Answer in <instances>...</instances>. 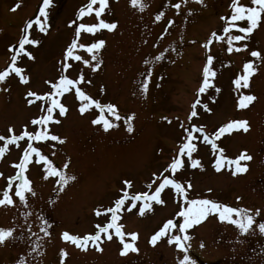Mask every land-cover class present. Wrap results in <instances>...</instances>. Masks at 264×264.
<instances>
[{
	"label": "rangeland",
	"instance_id": "374dc122",
	"mask_svg": "<svg viewBox=\"0 0 264 264\" xmlns=\"http://www.w3.org/2000/svg\"><path fill=\"white\" fill-rule=\"evenodd\" d=\"M143 2L147 7L141 12L131 5L130 0H109L101 18L118 22V27L112 31L100 30L95 35H81L82 43L99 39L106 41L100 50L101 68L92 72L76 62L70 73L76 77L83 71L86 79L91 80V84L82 85L85 91L101 103L116 104L121 116L135 113L134 131L127 132L123 121L117 122L107 113L105 115L119 127L104 132L100 126H94L91 121L100 114L99 110L93 108L81 115L78 110L80 101L74 90L60 97L69 109L66 116L60 117L61 123L30 126V131L48 128L53 134L66 138L63 144L54 141L32 143L58 168H63L70 158L66 172L76 179L70 181L62 192L58 191L57 178L45 180L44 169L35 163L36 157L33 156V163L25 173L36 192L35 197H28L29 207L25 209L15 197L16 206H0V227L15 225L18 231L15 239L0 245V264H19L25 260L30 264H61L62 259L64 264H178L183 253L174 244L170 245L166 237L155 246L149 242L168 219L183 221L182 217L175 215L182 201L170 187L161 194L165 203L152 202V209L146 210L143 216L137 209L131 212L122 210L117 214V223L123 225L122 231L138 233L135 244L139 254L121 255L122 244L115 235L111 241H104L103 251H97L91 243L86 251L81 250L65 241L63 232L79 236L93 234L95 225L110 222L111 214L104 213V209L113 207L114 201L123 194L124 180L133 182V188L128 190L130 195L147 191L146 185L151 182L152 174L159 175L177 155L184 137L180 125L189 126L187 117L197 98L202 104L207 103L211 112L203 110L202 105L197 106L198 117L191 123L204 126L210 137L229 121L246 120L249 123L247 132L234 130L216 142L225 149L229 158H235L246 150L253 159L242 162L249 166L244 174L233 176L229 170L217 172L213 162L218 153H214L201 136L193 141L197 144L193 158L200 159L203 168H192L185 158L184 167L178 169L175 178L185 186L191 182L190 198L209 197L228 206L246 207L253 211L258 208L261 215L255 217L253 230L244 234L230 222H220L218 214H210L205 221L187 231L192 236L189 255L197 264H264V234L258 231V223L264 222V63L257 62L258 71L250 78V87L241 90L257 97L246 109H238L239 94L233 84L236 75L240 74L237 67L248 60H255L250 56L252 50L264 54V21L247 40L234 42L237 47L247 43V50L228 54L227 37L224 41L213 40L211 51L202 45L213 31L223 35L225 21L221 17L231 15V0H204L206 6L197 0H188L187 4L181 3L179 13L172 5L181 0ZM240 2L252 6L250 0ZM17 3L20 7L12 11ZM86 3L88 0H54L47 34L38 30L31 32L32 37L41 41L39 46H30L35 60L23 56L18 61V66L24 67V74L30 77V83L25 86L19 83L18 78H10L6 85L10 91H0V135H7L10 126L18 134L24 125L30 124L31 118L39 114L36 105L28 106L25 93L30 88L43 94L49 90L45 82L58 78V61L74 38V28L69 27V22L76 19L79 9ZM41 4L42 0H0V70L10 63L12 53L9 46L18 45L23 26L38 15ZM160 12L164 17L156 22L155 16ZM168 20L175 23L168 27ZM80 22L91 24L98 21L93 13ZM237 23L247 26L246 21ZM232 34L240 33L233 30ZM173 48L176 50L172 51ZM77 53L90 59L84 50L78 49ZM161 53L163 59L155 61L154 57ZM209 54L216 58L217 76L213 82L221 91L211 88L199 94L202 70ZM149 69L151 80L144 93L141 84ZM209 97H214V102ZM20 143L21 148L9 145L8 151L0 158V173L3 174L0 175V193L6 189L8 177L17 172L13 165L22 158V149L27 146L25 142ZM164 175L170 176V173ZM208 189L212 190L211 193ZM237 197L241 199L237 200ZM142 203L137 202L138 207ZM97 208L103 213L99 217L95 215ZM25 211L31 213L27 218L23 216ZM233 218H236L235 214ZM45 220L49 235L41 231ZM28 227L36 233L35 236L29 234ZM110 231L114 233V229ZM174 234L179 233L174 230ZM125 240L132 242L129 235ZM32 241L40 244L37 252L31 251L34 247ZM61 250L67 251L68 256L62 257Z\"/></svg>",
	"mask_w": 264,
	"mask_h": 264
},
{
	"label": "snow or ice",
	"instance_id": "6c2138e0",
	"mask_svg": "<svg viewBox=\"0 0 264 264\" xmlns=\"http://www.w3.org/2000/svg\"><path fill=\"white\" fill-rule=\"evenodd\" d=\"M188 0H181V2L172 5L179 13L181 9V3L187 4ZM203 6H206L204 0H197ZM133 7L138 8L139 11L143 12L147 5L143 0H130ZM252 6H248L241 3L240 0H231L230 8L232 9L231 15L229 17H221L225 21V27L223 28V35H218L217 32L213 31L211 36L202 45L206 50L211 51L210 46L213 40L224 41L227 37V53L231 54L234 51L239 53L243 50L248 49V44L243 43L241 46L237 47L234 42L245 41L249 38V35L257 29L261 22L264 21V0H250ZM98 5V7H94ZM109 0H88L86 5L82 6L76 19L69 22V27L74 28V38L71 40L70 44L66 47L64 55L59 64V75L57 79L48 80L45 83L49 85V90L43 94L38 93L32 89H28L25 93V99L28 106L36 105L39 110V114L34 118L30 119V124H26L23 130L18 134L16 129L10 126L7 129V135H0V142H3V146H0V158H3L5 153L8 151L9 145H15L17 148H21L20 142H25L26 147L22 149L23 155L19 159L18 163H15L13 167L17 169L14 176L8 177V183L6 189L0 193V206H16L15 198H18L20 205L25 209L29 207L28 197L36 196V192L32 187V181L25 175L29 165L33 163V156L36 157L35 163L37 165H42L44 169L43 178L47 180L49 177L57 178L56 183L59 185L58 191H63L64 187L70 181H74L76 177L74 175H68L66 170L69 167V161L63 165V168H58L53 164V161L48 155L42 153L39 147L33 146L32 141H54L63 144L66 142V138H61L57 134H53L50 129L44 128L40 131H30V126H46L50 124L61 123L60 117L66 116L68 108L64 103L61 102L60 97H63L66 93H72L74 90V95L80 101L79 112L81 115L89 112L91 109L95 108L99 110V115L91 121L94 126H100L104 132H109L115 127H119L118 123H114L113 120L109 119L105 115L107 113L114 118L115 121H123L126 126V130L129 133L134 131L133 121L135 119V113L128 114L127 116H121L118 106L114 103H101L98 99H94L89 95L82 85L91 84L90 79H86V75L83 71H80L78 76L72 77L71 70L76 62L82 63L84 66L91 69L92 72L98 71L103 60L100 56V50L105 46L106 41L104 39H99L91 43H82L81 35L82 33L95 35L100 30H115L118 27V22H108L101 18L105 14L108 8ZM20 7V3H17L12 11H16ZM54 7V0H42V4L39 7L38 15L33 19H29L22 28V36L17 44L9 46V52L12 53L9 65L0 70V91H10L8 88L7 81L10 78H18L19 83L27 86L30 83V77L25 75V68L18 66V61L21 60L23 56L28 59L35 60V56L30 50V46H39L41 41L31 36L33 30H38L40 33L47 34L51 25L50 21V9ZM95 14L98 22L96 23H85L80 22L85 16H91ZM164 13L160 12L155 16V21L159 22ZM246 21L247 26H241L237 22ZM175 23L174 20H168L167 26L171 27ZM35 26V29H34ZM233 30H236L240 34L233 35ZM167 32V28L165 29ZM161 39L163 37H160ZM195 43V41H193ZM81 49L86 51L90 55V59L84 58V56L77 53V50ZM176 49H172L175 51ZM250 56L255 58V60H248L243 63L242 74H237L233 80L234 90L238 95V109H246L251 105L257 97L254 94H244L241 90L248 89L250 87V78L258 71L257 62L264 63V54L259 50H252ZM163 59V53L154 57L155 61H160ZM215 56L209 54L206 57V64L202 70V84L198 89L199 94H204L208 92L209 89L215 88L216 92L221 91L220 88L215 87L214 79L217 76V71L215 70ZM94 62V63H93ZM147 64L148 61L145 60ZM231 63V62H229ZM227 66V65H225ZM151 69H149L148 74L141 84V91L146 93L148 90V85L151 80ZM163 77H161L162 79ZM159 86V85H158ZM210 100L214 102V97H209ZM39 102V103H38ZM203 110L211 112L209 105L203 103L200 98H197L191 105L190 115L187 117L189 122L188 127H184L181 123V127L184 131L183 142L180 144L177 155L172 159L171 163L163 169L162 172L157 175L153 173V178L151 182L146 185L147 191L139 192L136 194L129 193V189L133 188V182L131 180H124L122 183L125 188L122 189V195L114 201L113 207H108L104 209V213L111 214L110 222L106 224L95 225L96 231L93 234H85L83 236L72 235L69 232H63V239L65 241H70L73 245L80 248L81 250H87L89 244L93 245L97 251H103L102 244L105 240L111 241L113 236L119 238L122 244L121 255L127 256L129 253L139 254V248L136 246L135 242L138 240V233H125L122 231L123 225L117 223L118 213L122 210L131 212L134 209L138 210L139 215L143 216L147 211L152 209V202L157 204H164L165 201L161 199V194L166 188H171L175 191L177 196L182 201L179 211L175 214L176 217H182V222H177L174 219H168L163 226L159 228L150 238V244L152 246L157 245V243L162 238H167V242L172 245L174 244L176 249L183 253L182 258H178V264H197V261L189 255V250L191 244L189 243L192 236L187 234V231L195 225H199L205 221L210 214H218V220L220 222H230L235 225L241 233L248 234L253 230V226L256 223L255 217L261 215L260 209H255L254 211L246 207H233L228 206L222 202H219L213 198L209 197H197L190 198L189 191L192 188L190 181L187 182L185 186L175 178V173L178 169L184 167L185 158L190 161L192 168L200 167L203 168L200 159L193 158V153L197 151V144L193 141L199 140L202 136L203 142L205 144H210L214 153H218L216 156L213 167L215 171L220 172L222 170H229L232 175L244 174L249 170L247 163H242L245 161H251L253 157L246 151H242L237 157L229 158L225 155V149L217 144L224 134L231 133L234 130H243L247 132L250 128L249 123L246 120H232L225 123L223 126L219 127L214 135H210L205 131L204 126H197L192 124L193 118L198 117L197 106H201ZM168 120L167 117H164ZM171 123V120H168ZM199 134V135H197ZM54 148L55 145H52ZM53 155L55 153L53 152ZM234 166V167H233ZM164 173H170V176H165ZM0 175H3L0 173ZM162 177V179H161ZM18 181V182H17ZM13 185H15L13 189ZM155 185V187H154ZM211 193V189L207 190ZM151 193V194H150ZM241 199L237 197V200ZM143 201L142 205L138 207L137 202ZM103 213L99 208L95 210L96 216H101ZM235 214V219L233 218ZM31 213L25 211L23 216L27 218ZM27 220L25 219V224ZM22 227L24 225H21ZM114 229V233L110 230ZM174 230L179 234H174ZM41 231L45 235H49L48 222L44 221ZM258 231L264 234V222L258 223ZM28 232L31 236H35L36 233L31 231L28 227ZM18 234L17 227L4 228L0 227V245L4 244L9 239H15ZM129 235L131 237V243L125 240V236ZM103 237V238H102ZM34 247H32V252H37L40 248V244L36 241H32ZM201 247L204 245L201 244ZM62 257H67L68 253L65 250H61ZM19 264H30L27 260L19 262ZM61 264H64L63 259Z\"/></svg>",
	"mask_w": 264,
	"mask_h": 264
},
{
	"label": "flooded vegetation",
	"instance_id": "af4514ba",
	"mask_svg": "<svg viewBox=\"0 0 264 264\" xmlns=\"http://www.w3.org/2000/svg\"><path fill=\"white\" fill-rule=\"evenodd\" d=\"M242 66H243V64L241 66L239 65V67H237V69L240 71V74H242Z\"/></svg>",
	"mask_w": 264,
	"mask_h": 264
}]
</instances>
